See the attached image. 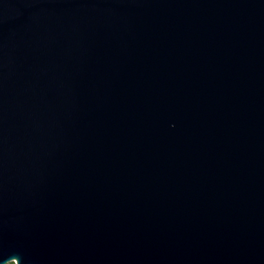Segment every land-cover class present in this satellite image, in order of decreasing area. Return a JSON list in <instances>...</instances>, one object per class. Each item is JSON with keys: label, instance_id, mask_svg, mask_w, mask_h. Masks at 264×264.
Wrapping results in <instances>:
<instances>
[{"label": "water", "instance_id": "obj_1", "mask_svg": "<svg viewBox=\"0 0 264 264\" xmlns=\"http://www.w3.org/2000/svg\"><path fill=\"white\" fill-rule=\"evenodd\" d=\"M0 264H264V0H0Z\"/></svg>", "mask_w": 264, "mask_h": 264}]
</instances>
